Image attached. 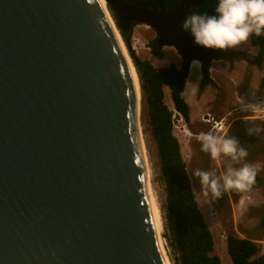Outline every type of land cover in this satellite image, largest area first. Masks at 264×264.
Wrapping results in <instances>:
<instances>
[{
  "label": "water",
  "instance_id": "obj_1",
  "mask_svg": "<svg viewBox=\"0 0 264 264\" xmlns=\"http://www.w3.org/2000/svg\"><path fill=\"white\" fill-rule=\"evenodd\" d=\"M105 1L0 0V264H174L120 31L153 29L181 56V83L196 60L213 87V61L263 67L193 44L181 25L203 0L172 11Z\"/></svg>",
  "mask_w": 264,
  "mask_h": 264
},
{
  "label": "rangeland",
  "instance_id": "obj_2",
  "mask_svg": "<svg viewBox=\"0 0 264 264\" xmlns=\"http://www.w3.org/2000/svg\"><path fill=\"white\" fill-rule=\"evenodd\" d=\"M155 39L156 32L153 29L146 25H136L132 29L131 48L138 57L148 60L158 69L171 64L181 68L182 58L174 48L160 49L157 46L163 57L152 53L149 43ZM234 50L251 55L257 52V49L251 46L250 39ZM246 70V61L235 62L231 66L226 61H213L209 75L213 79L214 87L205 82L201 88V64L193 65L183 92L191 110L190 121L185 122L178 114L173 116V133L180 143L194 193L196 198L199 197V207L214 236L215 253L220 257L221 264H232L225 248L229 234L253 241L259 248V255L264 254V89H260L262 70L257 67L251 68L248 73ZM164 94L165 103L173 110L170 90L167 87ZM251 105L255 107H248ZM216 122L223 123L215 128ZM142 125L150 165V183L162 216L161 188L156 180L143 117ZM220 127L222 129H219ZM253 127L260 129V133L250 135L249 130ZM209 131L236 138L245 147L248 156L239 163L234 162L232 166L239 168L244 163L251 164L260 176L257 185L231 196L229 201L221 206L211 200L210 193L207 196L202 194L199 180L191 174L197 169L212 172L221 178L226 174L229 158L213 160L209 153L202 151L201 144L196 139L199 133Z\"/></svg>",
  "mask_w": 264,
  "mask_h": 264
},
{
  "label": "trees",
  "instance_id": "obj_3",
  "mask_svg": "<svg viewBox=\"0 0 264 264\" xmlns=\"http://www.w3.org/2000/svg\"><path fill=\"white\" fill-rule=\"evenodd\" d=\"M138 6L153 7L161 4L166 11L174 10L183 0H128ZM218 0H203L194 11L215 15ZM112 14V10L109 8ZM114 17V16H113ZM130 57L136 67L142 92V117L155 168L156 180L161 188L162 220L168 246L174 264H221L215 253V241L205 221L194 193L181 146L173 133L175 113L164 101V89L170 90L174 110L185 122L190 121V106L183 97L185 82L181 83L182 69L175 64L156 68L148 60H142L131 48L132 30L120 31ZM194 45V37L187 32ZM250 44L257 48V61L264 62V36L253 35ZM151 51L158 57L163 53L154 41L149 43ZM198 46V45H196ZM202 47V46H198ZM205 81L201 82V88ZM260 89H264V69ZM176 117V116H175ZM260 181L257 173L254 187ZM241 192H224L219 199L211 200L225 205L231 196ZM264 226V217L262 220ZM227 252L232 264H264V254L259 255L256 243L232 234L227 236Z\"/></svg>",
  "mask_w": 264,
  "mask_h": 264
},
{
  "label": "clouds",
  "instance_id": "obj_4",
  "mask_svg": "<svg viewBox=\"0 0 264 264\" xmlns=\"http://www.w3.org/2000/svg\"><path fill=\"white\" fill-rule=\"evenodd\" d=\"M215 13L208 15L193 11L182 21L183 30L194 37L196 45L227 51L237 49L253 35L264 36V0H218ZM199 64L198 60L193 61L194 66ZM259 133L260 129L254 127L249 130L250 135ZM196 139L202 151L209 153L213 160L229 158L226 174L222 178L199 169L191 173L199 180L204 196L210 193L214 199H219L224 192H243L252 188L256 182V169L248 163L239 168L232 166L248 156L247 150L236 138L209 131L199 133Z\"/></svg>",
  "mask_w": 264,
  "mask_h": 264
},
{
  "label": "bare ground",
  "instance_id": "obj_5",
  "mask_svg": "<svg viewBox=\"0 0 264 264\" xmlns=\"http://www.w3.org/2000/svg\"><path fill=\"white\" fill-rule=\"evenodd\" d=\"M100 2H101V4H102L103 7L106 6V1L105 0H100ZM117 34H119V31L118 30H117ZM120 42H121L122 50H123V52H124V54H125L128 62L130 64L131 63L130 62V58H129V55L130 54H129L128 50L126 49V47L122 44V39L121 38H120ZM192 67H193V64L191 65L190 71H191ZM131 70H132L133 76H135V80H136V75H134V70H133L132 65H131ZM189 74H190V72H189ZM187 79H188V77H187ZM185 83H186V81H185ZM149 168H150V165H149V163H147V169H148V175H149L148 185H149L150 193H151L152 200H153L154 210H155V217H156V224H157V232H158V235H159V238H160V241H161V245H162V247L164 249V252L168 254V252L166 250V247H165L166 243H165V240L163 238L164 237V235H163L164 229H163V226H162V218H161V213H160V207L158 205V202L155 199L154 190H152V187H151V183H150L151 176H150V169ZM225 246H226L225 247L226 248V253L228 255V252H227V240H226Z\"/></svg>",
  "mask_w": 264,
  "mask_h": 264
},
{
  "label": "flooded vegetation",
  "instance_id": "obj_6",
  "mask_svg": "<svg viewBox=\"0 0 264 264\" xmlns=\"http://www.w3.org/2000/svg\"><path fill=\"white\" fill-rule=\"evenodd\" d=\"M251 46H252V45H251ZM256 49H257V48H256ZM256 55H257V52H256L255 55H253V56L255 57L256 62H257L258 64H260V65H263L264 62L261 64V63H259V62L257 61V57H256ZM226 62H227V61H226ZM227 63H228L229 66H231V65L233 64V63H229V62H227ZM234 63H235V62H234ZM246 63H247V62H246ZM253 67H257V66L253 65V66L250 67V66L248 65V63H247V70H246L247 73L249 72L248 70H251V68H253ZM259 67H260V66H258L257 68H259ZM263 68H264V67L259 68V69L263 70ZM207 121H209V120H207Z\"/></svg>",
  "mask_w": 264,
  "mask_h": 264
},
{
  "label": "built area",
  "instance_id": "obj_7",
  "mask_svg": "<svg viewBox=\"0 0 264 264\" xmlns=\"http://www.w3.org/2000/svg\"><path fill=\"white\" fill-rule=\"evenodd\" d=\"M149 49H151V48H149ZM147 54H148V53H147ZM173 111H174L175 114H178L174 109H173ZM178 115H179V114H178ZM222 123H223V122H220V123H219V122H216V124H215L214 127H215V128H218L219 125H222ZM219 129H222V127H220Z\"/></svg>",
  "mask_w": 264,
  "mask_h": 264
}]
</instances>
